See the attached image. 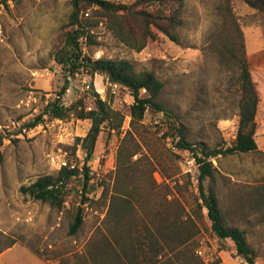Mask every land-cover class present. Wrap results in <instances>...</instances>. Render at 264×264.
Listing matches in <instances>:
<instances>
[{
    "label": "rangeland",
    "instance_id": "rangeland-1",
    "mask_svg": "<svg viewBox=\"0 0 264 264\" xmlns=\"http://www.w3.org/2000/svg\"><path fill=\"white\" fill-rule=\"evenodd\" d=\"M1 1L0 264H73L79 260L99 237L97 229L107 232V227L114 226L113 217L107 214L121 148L127 154L136 151L130 159L125 153V166L140 184L146 207L153 209L165 192L168 199H179L195 218L199 227L195 252L205 264L217 259V264H246L230 240L212 234L206 208H200L198 165L188 163L192 154L177 149L176 138L165 134L163 113L149 109L131 128L128 106L133 98L126 88L108 83L101 74L92 77L85 70L70 75L53 62V46L67 29L70 0ZM111 1L131 4L135 0ZM158 8L152 5L147 9ZM164 8L169 13L170 4ZM88 12L91 14L92 9ZM181 16L177 41L152 25L154 37L135 51L119 41L102 18L91 30L95 43L84 41L81 46L94 58L97 54L123 58L138 71L154 72L164 82L159 100L185 126L188 140L206 149L225 148L235 139L240 96L235 58L244 52L259 97L255 115L257 150L211 158L217 171L211 179H205L204 187L215 193L229 219L246 231L247 240L257 252L255 264H264V15H256L243 0H184ZM244 19L253 23L243 25ZM231 21L239 25L242 48ZM134 25L136 29L138 25ZM225 40L234 41V46L228 43L223 47ZM66 79L68 88L62 96L65 105L81 99L90 109L95 91L123 113L124 120L119 131L103 128L87 162L91 169L89 183L84 188L83 174L73 177L67 186L66 202L57 209L23 194L20 187L39 176L56 173L62 163L70 167L83 164L85 152L77 138L88 131L89 119L73 114L55 119L44 114L36 126H25L56 97ZM77 205L82 207L83 223L71 235L69 225ZM134 206L135 215H142L137 204Z\"/></svg>",
    "mask_w": 264,
    "mask_h": 264
},
{
    "label": "trees",
    "instance_id": "trees-1",
    "mask_svg": "<svg viewBox=\"0 0 264 264\" xmlns=\"http://www.w3.org/2000/svg\"><path fill=\"white\" fill-rule=\"evenodd\" d=\"M243 1L254 9L256 15H264V0ZM6 2L7 0L1 1V3ZM70 2L72 10L66 23L67 29L62 33L60 42L52 49L53 62L59 64L70 75L85 70L92 77L95 74H101L108 83L126 88L133 98L128 106L131 128H135L142 121L149 109L155 113L162 112L167 126L165 134L176 138L175 147L181 151L190 152L198 165L197 187L202 200L200 208H206L212 234L220 240H230L236 254L244 259L246 264H255L257 252L247 240L246 231L229 219L227 211L220 207L215 193L204 187L205 179H211L217 171L211 158L257 150L255 115L259 97L248 63L244 58V52L242 51L241 57H236L230 50L231 56L236 57L235 61L239 66V119L235 139L225 148L206 149L188 140L185 126L179 123L177 116L169 112L159 100L164 82L154 72L138 71L132 62L123 58H94L85 54L81 46L84 41L95 43L91 30L101 22L102 18H105L106 26L113 35L135 51H140L147 40L154 37L152 25L167 34L171 40L177 41L176 30L183 24L181 8L184 0H135L131 4L111 0H70ZM167 4H170L169 13L164 8ZM152 5L159 8L156 11L147 9ZM89 9H92L91 14L88 12ZM228 16L233 20L232 16ZM231 22L236 27L238 42L242 48L239 25L235 21ZM252 23V20L244 19L243 21V25ZM134 24L138 25L136 29ZM224 42L223 47H227L228 43L234 46L232 40ZM67 88L66 79L56 97L47 102L43 111L25 123L27 128L34 127L42 121L44 114L55 119H65L73 114L77 118L90 120V127L86 134L77 138L85 152L81 167L64 165L56 173L39 176L32 183L20 187L23 194L46 202L57 209L66 202L69 192L67 186L73 177L83 174L84 188L89 183L91 169L87 162L92 156L96 140L103 128L107 127L109 132L119 131L124 120V114L111 107L95 91L92 92L94 105L90 109H86L81 99L65 105L62 102V96ZM142 90L145 91V95L141 94ZM124 150L126 149L119 150V172L107 214L113 217L114 226L111 229L107 227V232L102 228L97 229L99 237L73 264H205L195 252L197 246L195 236L199 232L195 218L186 211L179 199H168V193L165 192L162 193L153 209L146 207L147 202L141 192L140 184L135 182L134 175H129L125 166L127 165L125 153L130 159L136 151L127 154ZM261 202L264 203V198ZM134 204H137L142 215H135ZM129 212L131 218L126 221L125 218ZM82 223L83 210L80 205H77L69 225V234H76ZM218 262L217 259L208 264Z\"/></svg>",
    "mask_w": 264,
    "mask_h": 264
},
{
    "label": "built area",
    "instance_id": "built-area-1",
    "mask_svg": "<svg viewBox=\"0 0 264 264\" xmlns=\"http://www.w3.org/2000/svg\"><path fill=\"white\" fill-rule=\"evenodd\" d=\"M85 14L87 15L88 13H85ZM96 58H99V54L96 55ZM194 162H195L194 157H191V158L188 159V163H190L191 165H193ZM62 164L65 165V163H62ZM197 252H198L199 254H201V250H198Z\"/></svg>",
    "mask_w": 264,
    "mask_h": 264
}]
</instances>
